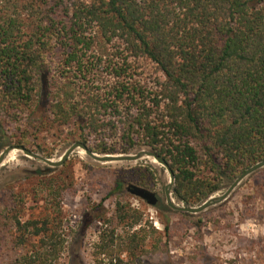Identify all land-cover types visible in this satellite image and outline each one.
Returning a JSON list of instances; mask_svg holds the SVG:
<instances>
[{
	"label": "trees",
	"instance_id": "1",
	"mask_svg": "<svg viewBox=\"0 0 264 264\" xmlns=\"http://www.w3.org/2000/svg\"><path fill=\"white\" fill-rule=\"evenodd\" d=\"M133 58L154 64L151 86L129 72ZM96 72L110 75L105 88ZM55 127L96 153L150 146L175 173L174 196L203 203L264 161V0H0V149H33ZM72 189L46 176L13 195L4 216L24 251L12 264L59 263ZM27 192L44 204L24 217ZM113 205L92 206L93 264H146L167 246L169 224L162 233L124 199Z\"/></svg>",
	"mask_w": 264,
	"mask_h": 264
},
{
	"label": "rangeland",
	"instance_id": "2",
	"mask_svg": "<svg viewBox=\"0 0 264 264\" xmlns=\"http://www.w3.org/2000/svg\"><path fill=\"white\" fill-rule=\"evenodd\" d=\"M129 65V72L136 79L149 86L154 83L157 71L149 60L133 58ZM93 77L95 85L102 88L111 81L110 75L105 72H96ZM71 131L67 127H55L37 132L31 139L33 149L29 150L58 161L76 142ZM5 133L11 141V134ZM7 146L0 149V155ZM148 149L152 148L142 145L129 153L106 155H134ZM48 168L44 162L24 156L19 151H13L0 167V264H12L24 251L13 247L14 229L8 217L4 216L11 207L13 195L32 191L39 179L46 176H60L73 185L63 200L62 234L66 243L58 264H93V245L101 225L95 221L98 212L92 211V206L106 201L105 207L111 214L117 197L143 212L145 220L153 223L160 232H165L166 224L170 226L168 236L163 237L167 246H163L158 253L148 254L146 264H264V169L242 182L224 202L200 214H189L174 211L167 205L165 187L170 182V175L152 158L101 164L84 151L76 150L62 167L45 173ZM145 169L150 172L148 187L138 182V172ZM118 180L123 183L122 193L111 195ZM233 182L225 179L222 189L212 197L222 196ZM130 184L156 192L158 206L151 207L132 196L127 191ZM27 193L28 209L24 217L35 213L30 207L44 204V201L33 197L32 192ZM173 201L179 206H188L179 201L174 193Z\"/></svg>",
	"mask_w": 264,
	"mask_h": 264
},
{
	"label": "water",
	"instance_id": "3",
	"mask_svg": "<svg viewBox=\"0 0 264 264\" xmlns=\"http://www.w3.org/2000/svg\"><path fill=\"white\" fill-rule=\"evenodd\" d=\"M76 150L84 151L88 157L92 158L93 160L101 164L137 162L138 160L144 157L154 159L155 162L163 166L170 175V182L165 187L167 205L170 208H172L174 211L189 213V214H200L208 210L209 208L224 202L242 182H244L246 179L251 177L256 172L264 169V161H260L254 166L247 169L245 172H243L238 178H236L234 182L231 184V186L228 188L226 193H224L222 196L218 198H214L211 196L197 207H192V206L186 207V206H179L177 205V203L175 204V202L173 201V193H174V187H175V182H176L175 173L171 169V166L166 161V159L163 156L157 154L153 149L142 150L134 155H116V156L106 155V154L99 155L91 151L88 148V146L85 145L84 143L75 142L68 148V150L62 155V157L58 161H53L48 158L42 157L39 154L34 153L30 151L29 149H26L23 146L9 145L3 150V152L0 155V167L4 165V162L6 161L7 157L13 151H19V152H22L24 156L37 159L47 164L49 168L45 171V173H50L51 170H55V169L62 167ZM127 191L132 196L146 202L151 207H157L159 204L158 194L154 191L149 190L148 188L130 184L127 187Z\"/></svg>",
	"mask_w": 264,
	"mask_h": 264
}]
</instances>
